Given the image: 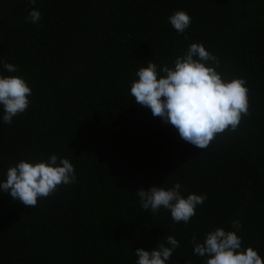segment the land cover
Here are the masks:
<instances>
[{
	"label": "trees",
	"instance_id": "16d2710c",
	"mask_svg": "<svg viewBox=\"0 0 264 264\" xmlns=\"http://www.w3.org/2000/svg\"><path fill=\"white\" fill-rule=\"evenodd\" d=\"M177 11L192 20L184 33L168 21ZM192 43L217 57L222 79L248 88V114L206 149L130 93L149 60L174 67ZM0 76L32 90L10 125L0 105V183L21 160L52 155L76 176L36 207L0 190V264H136L137 248L167 246L169 235L180 246L166 264H205L193 237L216 228L264 260V0H0ZM177 182L185 198L207 195L189 222L141 207L138 190Z\"/></svg>",
	"mask_w": 264,
	"mask_h": 264
},
{
	"label": "clouds",
	"instance_id": "9594fccd",
	"mask_svg": "<svg viewBox=\"0 0 264 264\" xmlns=\"http://www.w3.org/2000/svg\"><path fill=\"white\" fill-rule=\"evenodd\" d=\"M29 3L34 5L36 0H29ZM40 19L41 12L34 8L26 17L33 24ZM168 21L178 33H184L192 22L185 11L175 12ZM218 67L219 60L215 55L203 44L192 43L182 56L175 59L174 67L164 66L160 70L164 75H160L157 64L149 60L146 67L136 72L138 79L133 81L130 93L137 105L150 109L154 117L171 124L181 139L206 149L218 134L236 130L249 109L246 81L242 78L222 79L216 70ZM4 68L8 72L17 71L11 63L5 62ZM31 95L32 90L22 77L0 76V105L3 106L5 124L10 125L14 117L28 109ZM75 181L73 164L68 159L58 160L52 155L46 161L21 160L9 167L0 190L25 206L36 207L39 198L53 195L60 185ZM180 190L181 185L177 182L168 189L152 186L140 189L136 194L143 209L156 213L163 207L170 210L174 222L187 223L207 195L192 193L185 198ZM232 226L236 230L242 227L239 220H233ZM166 244L160 243L150 252L137 248L136 264H166L180 246L179 241L170 235ZM193 244L194 254L207 258L205 264H264L256 250L242 247V238L236 231L216 228L203 242H196L193 237Z\"/></svg>",
	"mask_w": 264,
	"mask_h": 264
}]
</instances>
